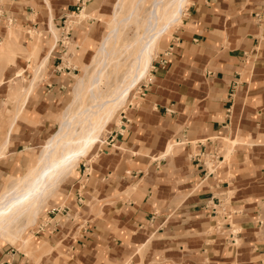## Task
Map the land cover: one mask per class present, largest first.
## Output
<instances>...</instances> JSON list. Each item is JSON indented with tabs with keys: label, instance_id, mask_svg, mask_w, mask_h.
<instances>
[{
	"label": "crops",
	"instance_id": "obj_1",
	"mask_svg": "<svg viewBox=\"0 0 264 264\" xmlns=\"http://www.w3.org/2000/svg\"><path fill=\"white\" fill-rule=\"evenodd\" d=\"M96 1L0 0V146L9 141L0 180L29 165L32 142L66 99L64 41H77ZM70 14L75 32L53 45L51 24L59 31ZM183 15L126 117L83 158L86 183L69 181L72 198L37 232L63 256L0 255V264H264V0H189ZM35 59L46 75L33 72Z\"/></svg>",
	"mask_w": 264,
	"mask_h": 264
},
{
	"label": "bare ground",
	"instance_id": "obj_2",
	"mask_svg": "<svg viewBox=\"0 0 264 264\" xmlns=\"http://www.w3.org/2000/svg\"><path fill=\"white\" fill-rule=\"evenodd\" d=\"M124 1L118 0L112 22L109 23L110 31L93 59L95 72L91 75L89 67H86L84 77H76L74 98L64 111L58 130L43 145L36 166L20 178L11 177L12 182L0 194V239H8L13 245L17 241L29 244L28 238L23 237L24 233L35 226L59 185L74 174L81 159L88 157L101 142L114 116L126 104L132 91L149 77L158 44L164 35L181 22L189 3V0H152L142 17L140 12L146 0H137L129 14L119 20L118 13ZM79 17H85V13ZM130 25L134 27L133 35L118 45L122 30ZM50 28L54 45L59 39L58 30L53 24ZM12 29L8 34L10 40L15 38ZM5 44L0 49V57L7 54ZM30 47L35 54L39 43L32 42ZM110 67L113 68L108 71ZM36 79L37 75L28 89L24 90L15 120L35 88ZM84 91L90 95V105L69 113L80 102ZM8 142V138H5L1 144L0 157Z\"/></svg>",
	"mask_w": 264,
	"mask_h": 264
},
{
	"label": "rangeland",
	"instance_id": "obj_3",
	"mask_svg": "<svg viewBox=\"0 0 264 264\" xmlns=\"http://www.w3.org/2000/svg\"><path fill=\"white\" fill-rule=\"evenodd\" d=\"M136 1L137 0H125L124 1L122 9L119 10V13H118L119 20L126 17L129 14V12L132 10ZM117 2L118 0H97L95 3L96 4L95 10H93V13L91 14V16L89 18H86V17L83 18L85 19L84 22L87 21V23L85 22V28H82L81 29L82 31L78 33L77 41H72V40L64 41V44L66 45V49L62 55L63 60L58 61V66L60 65L59 68L61 69L59 70H61L62 74L65 73V70H71V75H70L71 77H68L70 78V81L68 78H66L69 81L67 83L70 85V88L68 89L69 91H68L67 97L60 104L59 108L55 107V110H54L55 115L51 117L50 124L48 126L49 128L46 130L43 137H41L40 139H36L35 141L32 142V146H31L32 151H30L29 165L27 167L24 166V168L19 167V169L10 170L7 173L1 174L0 194L4 193L8 184L12 182L11 177L20 178L24 176L30 169L36 166L38 156L40 152L42 151L43 145L58 130L60 123L63 119V113L66 110L68 104H70L74 98L73 85L76 82V77H84L86 67L87 68L89 67V73L91 75L95 72L96 68H94V66L92 65L93 59L96 53L98 52L100 48V44L102 43L103 39L107 36V34L110 31L109 23L112 22V17H113ZM151 2L152 0L145 1L144 6L140 12L142 17L145 15L146 11H148ZM73 8H74L75 13H79V10L77 9H81L80 6L73 7ZM77 20L78 19L75 14H70L68 18H64L62 21L58 20V23H59L58 41H62V39L65 37V34L67 32L71 31L72 34L73 32H75L76 27L74 26V23L78 22ZM66 21L67 23L65 24ZM176 27L177 26H175L173 29H175ZM122 32H123L121 35L122 39L118 45H120L124 40L130 39V37L134 33V27L130 25L129 27H127V29L126 28L123 29ZM75 35H77V33H75ZM44 37H46V35H44ZM159 46H160V43L158 44V47L156 49L153 63L155 62L157 58ZM40 61L41 60H37V59L32 60L33 62L32 65L34 66L32 67L34 68L33 72H35V70L38 71V69L42 68V71L46 75L47 65H43V67H40L42 64L41 63L42 61L41 62ZM112 68L113 67H110L108 71H111ZM29 72L32 74V70H30ZM91 75H89V77ZM119 77L120 76H118V78ZM113 78H111V81L113 80ZM40 80L41 79H39L38 82ZM147 81H149V77L145 79L144 81H142L139 84V86L136 87V89L132 91L126 104L120 110H118L113 120L111 121L110 125L108 126L109 133L113 125H117L118 122L119 123L122 122L123 120L122 118L126 117L127 111L125 112V110L131 104L134 105L135 98L138 99L139 97L138 95L139 89ZM85 91H84L83 97L80 100V102L76 104L75 106H73L69 110V113L77 109H83L90 105V95L85 94ZM23 92L20 94V99L23 98ZM106 136H107V131L104 133L101 139V142L94 148V150H97L98 148L102 146L103 143L107 142V138L109 134L107 138ZM103 146L105 147L106 144H104ZM85 161L86 159H83L79 163L78 168H77L78 173L76 172L75 175L72 174L71 175L72 177H69L68 179L66 178L65 181L60 184L61 186L59 185L58 190L54 193L52 200L48 202V204L44 207L43 211L39 215L35 226L30 227L27 230V232L24 233L23 237L28 238L27 240L29 241V244L24 245L22 241H17L13 245L12 241H9L8 239H0V255H10V256H22L23 255L24 256L23 258L27 260H31L33 262H37L36 260L41 259V258H50L51 255H53V253L62 255L63 252L61 250L63 249V246L60 245L59 248L55 249L54 244H50L49 242L48 244H46L44 237L37 235V232L39 228L43 225V221L47 219L48 213L53 212L54 210H57L58 208H60L63 202L70 195H71L70 197L72 198L73 193L68 187L69 181L75 180L76 184L78 183L81 184L83 182L86 183L87 178L89 177L91 172H89L90 167L88 165L83 167L82 164H87ZM80 166L81 168H79ZM76 184H75V187H76ZM78 194L82 196L83 194L76 192V196H75L76 201L78 203H81L79 201L80 197L78 196Z\"/></svg>",
	"mask_w": 264,
	"mask_h": 264
},
{
	"label": "built area",
	"instance_id": "obj_4",
	"mask_svg": "<svg viewBox=\"0 0 264 264\" xmlns=\"http://www.w3.org/2000/svg\"><path fill=\"white\" fill-rule=\"evenodd\" d=\"M168 57V54H166L165 56H164V58L163 59H161L160 60V62H159V64H160V66H162V67H164V66H166L167 65V58ZM78 196L80 197V202H81V200H82V195H80V194H78ZM57 213V210H54L52 213Z\"/></svg>",
	"mask_w": 264,
	"mask_h": 264
}]
</instances>
